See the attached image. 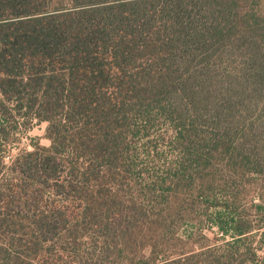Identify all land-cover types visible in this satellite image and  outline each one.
Here are the masks:
<instances>
[{
  "label": "trees",
  "instance_id": "1",
  "mask_svg": "<svg viewBox=\"0 0 264 264\" xmlns=\"http://www.w3.org/2000/svg\"><path fill=\"white\" fill-rule=\"evenodd\" d=\"M35 121L51 146L7 163ZM197 208L226 211L230 240L183 236ZM261 248L264 0H0V264H264Z\"/></svg>",
  "mask_w": 264,
  "mask_h": 264
},
{
  "label": "rangeland",
  "instance_id": "2",
  "mask_svg": "<svg viewBox=\"0 0 264 264\" xmlns=\"http://www.w3.org/2000/svg\"><path fill=\"white\" fill-rule=\"evenodd\" d=\"M47 129L48 124L45 122H38L35 121L33 124L29 125L27 124L26 127L21 128L19 131H15L13 128L11 129L10 133V140L11 144H5L3 145V150L6 151L5 156L7 157L6 161L9 163L10 159L13 157H16L22 150H28L33 151L34 147L41 146V147H50L51 141L48 139L47 136ZM220 203H222L220 201ZM256 203H259V201H256ZM223 205V204H222ZM197 211L201 212V223L196 224H184L182 227V235L183 236H191L193 233H195L192 229H198L201 228V233H197L198 239L200 241V245H210L214 244L216 242L222 243L226 240H230V237H223L221 232L216 228L215 225H213V221L217 219L218 217H221L222 219H226L228 221H231L228 219V216L226 215V211H223L221 215H219L218 210L215 211L214 209H200L197 208ZM249 213V212H248ZM251 216H256L255 212L250 213ZM200 231V230H199ZM205 237V238H204ZM260 235L257 239H255V243L261 241ZM256 244L255 247H256ZM199 246L196 248L198 249ZM189 249H192L189 248ZM261 254H264V249L261 248Z\"/></svg>",
  "mask_w": 264,
  "mask_h": 264
}]
</instances>
